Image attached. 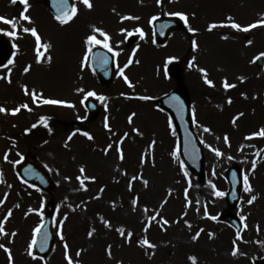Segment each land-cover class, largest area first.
Segmentation results:
<instances>
[{
	"label": "rangeland",
	"instance_id": "obj_1",
	"mask_svg": "<svg viewBox=\"0 0 264 264\" xmlns=\"http://www.w3.org/2000/svg\"><path fill=\"white\" fill-rule=\"evenodd\" d=\"M72 2L78 7V14L69 23L61 25L42 6L41 0H28L29 11L25 14L31 15L32 20H23L19 34L16 30L17 36L10 38L17 46L12 51L14 63L0 67V76L11 79L9 85L8 79H0V95L7 88L9 93L24 92L23 88L27 86L30 91L34 89L42 94L43 98H58L75 104L67 108L33 104L29 106L31 111L20 110L18 116H9V112L0 113L2 132L9 131L8 138L0 141V166L4 181L1 186L3 193L8 194L0 208V219L8 209L13 212L5 224L9 235L0 236V243L11 249L14 264H67L65 242L69 246L68 254L79 264H192L190 256L196 257V264H253L255 260L263 259L264 246L260 244L264 237V138L245 137L264 127V65L257 69L254 61L257 55L264 53V26L243 32L231 27H217L209 31L208 25L229 24L228 17L242 26L252 24L264 18V0H162L160 5L156 0H92L94 6L91 10L79 0ZM14 6L12 0H0V12L4 14L8 10L15 11ZM172 12L187 14L188 26L197 31L189 32L183 22V30L173 31L165 45L159 46L153 41L151 18L171 16L169 13ZM122 15L140 19L122 21ZM91 25L107 32L113 49L110 52L119 53L113 80L108 87L97 82L89 66V58L83 67L81 65L88 47L84 43L85 38L92 34ZM28 26L37 29L42 43L51 45L40 63L36 61L35 37L23 32V28ZM136 28L145 33L143 39L135 33ZM121 29L126 31L121 32ZM0 30V34H4L1 24ZM129 31L133 32L132 36H127ZM96 35L103 40L99 33ZM128 37H134L131 46H127ZM249 39L252 40L250 45L247 44ZM193 40L197 42L195 49L192 47ZM96 46L107 49L102 44L92 48ZM130 57L133 63L124 68V74L132 87L117 75L119 68H123ZM170 57L175 59L167 63V69L171 65L177 67L182 73L178 81L168 73L165 76V65ZM189 61H192L193 67H189ZM29 65L30 70L25 73L24 68ZM8 68L12 69L10 76ZM200 68L206 70L214 87L204 83ZM240 77L244 79L240 80ZM225 79L236 86L225 90ZM21 84L23 87L19 89ZM175 88L186 91L191 116L195 111L197 123H193V128L202 144L203 178L183 163L188 172L187 177L184 175L173 124L171 122L169 126L170 117L157 106L158 98ZM77 89L84 92H77ZM87 91L107 97L103 101L97 97L87 98L99 104V112L94 119L89 118L83 109L84 93ZM242 94L258 102L250 101L246 109L237 102L235 104V97H242ZM140 96L149 99L142 100ZM229 98L232 104L228 103ZM14 103L4 105L0 101V106L11 110ZM49 113H54V121L61 125V133L54 132L37 140L33 136L26 140L21 137L24 127ZM133 113L132 123H129L128 117ZM239 113L243 115L233 124V118ZM105 117L111 132L104 128ZM72 121L82 123V133L86 131L94 139L89 140L81 133L68 140L70 131L67 124ZM259 122L261 127H258ZM205 127L210 131L205 132ZM221 127H228L227 132H221ZM17 128L18 139L12 138ZM124 133L128 136L120 145L124 153V159L120 160L116 144ZM225 135L229 138L227 144L224 142ZM108 144L113 147L105 154L103 149ZM208 145L219 149L223 155L216 156ZM6 152L11 163L4 160ZM173 152L177 153L176 157H173ZM142 157L146 161L144 164L140 162ZM22 159L35 163L47 173L54 188L42 191L18 179L17 202L16 172ZM253 160L256 161L254 170ZM233 163L242 168V180L245 174L249 176L253 189L250 193L245 192L243 185L241 200L235 209L239 219L241 215L246 217L245 221H241L242 239L237 241L239 253L235 256L231 252L236 235L220 220L225 208L224 196H214L209 184L211 182L216 190L225 193L224 174ZM81 166L86 170L84 177H95L94 180L84 179V188L77 180V176H81ZM134 175L148 180V186L145 187L142 180L137 179L132 182L133 187L129 191L128 182ZM186 188L188 199L192 202L187 209ZM251 196L257 199L249 205L247 200ZM136 197H139L138 205L133 211L131 201ZM47 203L54 206L52 249L44 259H32L27 255V245L32 239V230L42 221ZM17 204L20 207H15ZM145 206L149 209L148 213H143ZM205 206L209 216L217 217L215 221L204 216ZM29 208L40 211L25 216ZM156 212L160 213L157 221L163 217L169 224L162 228L160 223L153 221L145 233L147 217ZM101 217L110 222L111 228L105 227ZM61 220L64 221L62 228L59 224ZM185 220L191 223V229L184 223ZM245 223L247 228H244ZM120 227L126 233H133L130 243L116 231ZM93 229L95 231L89 237L88 232ZM200 229L203 232L193 241L191 237ZM13 231L17 233L15 237L11 236ZM58 232H62L64 240L60 239ZM209 233L214 235L210 238ZM145 236L156 248L138 243ZM109 245L111 256L108 255ZM78 250H82L79 257L76 256ZM0 264H8L3 249H0Z\"/></svg>",
	"mask_w": 264,
	"mask_h": 264
},
{
	"label": "snow or ice",
	"instance_id": "obj_2",
	"mask_svg": "<svg viewBox=\"0 0 264 264\" xmlns=\"http://www.w3.org/2000/svg\"><path fill=\"white\" fill-rule=\"evenodd\" d=\"M17 0H12V3H16ZM79 2L84 6L86 7L87 9L91 10L93 8V3H92V0H79ZM20 3L24 4V11L20 13V17L19 19L21 20H24V21H28V22H31V18L26 15L25 13L27 12L28 10V0H20ZM54 3L57 7V15L55 16V19L56 21L59 22V24L61 25H65L67 23H69L74 17L77 16L78 14V7L75 3L69 5L68 4V0H54ZM156 3L157 5H160L162 3V0H156ZM169 15L171 16H176V17H179L180 20H182L186 26H188V16L187 14L183 13V12H172V13H169ZM120 19L123 21V20H138L140 19L139 17L137 16H130V15H122L120 17ZM152 20H155L156 17L153 16L151 18ZM228 21H230L229 24H220V25H217L216 23H212V24H209L208 25V30L211 31L212 29H215L217 27H231L232 29H235V30H238V31H243V32H248L250 29L252 28H256L258 26H264V18H261L259 20H257L256 22L252 23V24H249L247 26H242L241 24L239 23H236L235 21L232 20V17H228L227 18ZM0 21H3L4 23L8 24L11 26L12 29H16L17 28V21H16V18H13V19H7L5 17H2L0 16ZM91 28V33L90 35H88L86 38H85V41L84 43L88 46L87 47V51L85 52L84 54V58L83 60L81 61V65L82 67L87 63L88 61V53L91 52L92 50V46L94 45H100L102 44L103 47L107 48L109 51H112L113 49L111 48V46L109 45V40H110V36L107 32H105L102 28H99L97 27L96 25H91L90 26ZM187 30L189 32H196L197 29L191 27V26H188L187 27ZM2 31V30H0ZM126 30L125 29H121V32H125ZM135 33H138L140 35V37L143 39L144 36H145V33L143 32V30L141 28H136L135 30ZM23 32L24 33H30L33 37H35V42H36V61L37 63H40L41 62V58L44 56V52H46L50 47L51 45L50 44H45V43H42L41 42V37L40 35L38 34V31L35 27H32V28H28V27H24L23 28ZM97 33H99L100 36L103 37V40L101 39H98L97 38ZM8 36H11V37H16L17 36V32L16 31H8L6 33ZM133 35V32H127V36H132ZM127 38V37H126ZM225 39H227V37H224ZM247 44H252V40H247ZM13 47H17L16 45H13ZM192 47L193 49H195L197 47V42L195 40L192 41ZM41 49H44V51L42 52ZM135 53V49L133 50V54ZM115 55H119V53H115ZM261 57H264V53H260V55L258 57H255L254 58V61L255 60H258L260 59ZM47 59L50 61L51 60V57H47ZM175 59V57H170L168 58V61L166 62V65H165V76H167V63H171V61ZM194 59V58H193ZM253 61V62H254ZM106 62V61H104ZM137 63H139V61H136ZM9 65L13 64L14 61L12 59H9L8 62H7ZM133 63V60L132 58L130 57L128 62L124 65L123 68H119L118 72H117V75L118 76H121L123 77V79L125 80V82L129 85V87H132V83L131 81L129 80V78L124 74V68H127L130 64ZM4 67H7V65H4ZM30 67L31 65L27 66L24 68V72L27 73L29 70H30ZM189 67H193V63L192 61H189ZM12 69L11 68H8V72L11 73ZM199 71L203 74V78H204V83L209 85V86H213L214 87V84H213V81L208 79V76H207V72L204 68H200ZM0 79H8V82L11 83V79L8 78V77H3V76H0ZM240 80H243L244 78L243 77H240L239 78ZM236 85L234 84H230L227 82V79L224 80L223 82V87L225 90L227 89H230V88H234ZM24 90V93L25 95H30L31 98H32V102L34 104H48V105H62V106H67V107H74V105H72L70 102H67V101H64V100H60V99H51V98H43L42 97V94L40 93H37L34 89L33 90H29L27 88V86H24L23 88ZM77 92H84L83 89H77L76 90ZM243 95V94H242ZM88 97H97L99 100L103 101L106 99V97L104 96H97V93L95 91H87L86 93H84V99H87ZM140 99L142 100H147L149 99V97L147 96H140L139 97ZM174 100H179L178 97H173ZM81 103H83V100L81 101ZM228 103L231 104L232 103V100L231 98L228 99ZM21 108L23 109H27L28 111H31L32 109L29 107V105L27 103H24L14 109H6L2 106H0V113H8L10 112L12 115H16L17 113L20 112ZM135 115V113H133L132 115H130L128 117V121L129 123H132V119H133V116ZM243 113H239L237 117H234L233 118V124L236 123V120L239 118V116H242ZM47 119L46 117H40V121L39 123L43 124L45 128H48V131L49 133H51L52 129L50 127H48V123H47ZM192 122L195 124L197 123L196 119H195V111L193 110V114H192ZM169 126L171 127V121H169ZM37 125L36 124H32L31 128H36ZM104 128L107 129L109 132H111V128H110V125L108 123V118L105 117V121H104ZM25 131H30V129H26ZM133 131H136L137 133L139 132L138 129H133ZM204 131L205 132H208L210 131V129L208 128H204ZM85 137H87L89 140H92L94 139V137L89 134L88 132H83L82 133ZM72 135H75V133H73ZM72 135H70L68 137V140H71L72 139ZM128 136V133H124V136L120 138L119 142L116 144V152L119 154V159L120 160H123L124 159V153H123V150L122 148L120 147V145L123 143V140L125 137ZM253 137H262L264 138V127H261L259 129V131L257 132H253L251 133L249 136H246L245 139H252ZM219 139V138H218ZM228 136L225 135L224 136V142L227 144L228 143ZM153 144L155 143V141L152 142ZM113 147L112 144H108L107 147L105 149H103L104 153L107 154L109 149H111ZM208 147L211 149V151H213L216 156H222L223 153L219 150V149H216V148H211V145H208ZM173 157H176L177 153L176 152H173L172 153ZM229 159H232L231 156L228 157ZM4 160L5 161H8L11 163V161H9V158H8V153L6 152L4 154ZM141 164H144L146 161H145V158L142 157L141 158ZM154 163V161H153ZM180 167H181V170L184 172V175L187 177L188 176V172L187 170L185 169L184 167V164L183 162L181 161V164H180ZM256 168V161L253 160L252 161V169L254 170ZM85 168L83 166L80 167L79 169V172L81 173V176H77V180L80 181V184H81V188H84L85 185H84V179H91V180H94L95 177H84V173H85ZM125 175H127V173L125 172L124 173ZM215 174V173H213ZM235 175V174H234ZM66 180L70 179V177H65ZM137 179H141L144 186L147 187L148 184H149V181L146 180V179H143L142 176H137V175H134L131 177V179L129 180L128 182V189L129 191L132 190V187H133V181L137 180ZM3 173L0 172V183H3ZM190 183V182H189ZM210 186L213 188V195L214 196H217V197H222L225 195L224 192L222 191H219V190H216L215 189V185L214 184H211V182H209ZM243 185H244V191L245 192H252V186L249 182V176L247 174H245L243 176ZM9 187H11V185H9ZM103 191V189H101V192ZM169 194H171V190H169ZM7 193L4 194V198L3 199H0V205H3L5 203V200L7 199ZM257 199L256 196H251L250 199L247 200V203L249 205H251L255 200ZM138 200H139V197H136V198H133L132 201H131V205H132V210L135 211L136 208H137V205H138ZM185 200H186V204H185V208L187 209L188 207L191 206L192 202L191 200L188 199V189L186 188L185 189ZM167 201H165L166 203ZM197 204H199L200 202L197 200L196 201ZM163 205H161L162 207ZM15 207H20L19 204L15 205ZM43 207V203L41 204V208ZM113 207H115V205L113 204ZM40 211L39 209H32V208H29L28 209V212L25 213V216H27L30 212H38ZM200 209L197 208V212H199ZM149 212V209L145 206L143 208V213H148ZM13 215V212H12V209H8L7 211V214L3 216L2 219H0V236H8L9 233L5 230V224L6 222L9 220V218ZM42 215V213H41ZM184 215L186 216L187 215V211L184 212ZM160 216V213L159 212H156L154 215H149L147 217V223L145 224V227H144V232L146 233L148 231V228L151 226L152 222L153 221H157V217ZM204 216L205 217H208L209 219L215 221L217 219L216 216H209V213L207 211V207L205 206L204 208ZM65 219H67V216L65 215ZM101 220L103 221L105 227L107 228H111V224L108 220H105L103 217H101ZM240 220L241 221H245L246 220V217H244L243 215L240 216ZM158 223H160V226L163 228L164 225H168L169 224V221L163 217H160V220L157 221ZM178 222V221H177ZM64 221L61 220L59 221V224L62 228V225H63ZM184 223L188 226V228L191 229L192 225L191 223L188 221V220H185ZM42 227H43V221H41V224L37 225L33 230H32V239L31 241L28 243L27 245V249H26V252H27V255L29 257H31L32 259H37V257L33 254V248L37 245V236L39 233H41V230H42ZM244 228H247V224L245 223L244 224ZM259 230V229H258ZM95 231V229H93L92 231H89L88 232V236L91 237L93 235V232ZM116 231L119 233L120 236L122 237H126V239L128 240V242L130 243L131 242V238L133 236V233L132 232H125V229L123 227H120V228H117ZM201 232H203V229H200L199 231H197L191 238L193 241L197 240L198 237L200 236ZM17 235V233L15 231H13L11 233V236L12 237H15ZM57 235H59L60 239L61 240H64V236L62 234V232H58ZM214 234L213 233H209V237L211 238ZM48 236L49 234L45 231L43 233V238L40 242V251H44L45 250V247L47 245V242H48ZM242 239V236H241V233L240 231H237L236 233V239L233 240V249H232V252L231 254L233 256L237 255L239 253V249L238 247L236 246L237 244V241L238 240H241ZM141 246H146L147 248H156V245L155 244H152L148 239L147 237L145 236V238L143 240H140L138 242ZM68 244L65 242L64 243V249H65V253H64V258L65 260L67 261V264H79L78 261L74 262L72 257L68 254ZM0 249H3V251L7 254V257H8V264H14V257L12 255V251L10 248H8L5 244L3 243H0ZM81 251L82 250H78L76 252V256L79 257L81 255ZM111 245L108 246V255L111 256ZM40 259H43V257H40ZM189 260L192 261V264H196V257L194 256H190L189 257Z\"/></svg>",
	"mask_w": 264,
	"mask_h": 264
},
{
	"label": "water",
	"instance_id": "obj_3",
	"mask_svg": "<svg viewBox=\"0 0 264 264\" xmlns=\"http://www.w3.org/2000/svg\"><path fill=\"white\" fill-rule=\"evenodd\" d=\"M43 2L54 13L55 16L58 14L54 0H43ZM68 4L71 5L70 0H68ZM181 27L182 23L177 18H156L152 23L154 39L156 42L164 44L168 34L172 30L180 29ZM132 43L133 39H129L128 44L130 45ZM9 54V44L4 37L0 36V64L5 61ZM262 64V57L256 60L257 68L261 67ZM90 65L94 69L100 83L103 85H109L112 80L113 72L112 56L103 49L95 48L90 55ZM169 72L177 79L179 78L180 72L175 66H171L169 68ZM173 97H178L179 100H174ZM157 103L163 110L169 112L174 121L178 134L180 157L191 167L194 172H196L202 178L203 156L201 152V145L192 130V121L188 112L186 93L182 90L176 89L165 97L160 98ZM86 109L92 117H96L98 106L94 101H87ZM71 128L77 129L79 128V125L72 123ZM19 173L23 180L36 183L43 189L53 186V184L49 182L48 176L31 163L24 164L19 169ZM225 180L228 185V189L225 194L226 209L223 211L220 218L233 227L237 233V231H240V221L233 211L239 203L242 190L241 169L237 164L231 165L226 170ZM51 213L52 206L48 205L46 207L41 233H39L37 236V245L33 248V253L37 257H44L50 251L53 243ZM45 231L49 234L48 242L45 250L40 251V242ZM255 264H264V260L256 262Z\"/></svg>",
	"mask_w": 264,
	"mask_h": 264
},
{
	"label": "flooded vegetation",
	"instance_id": "obj_4",
	"mask_svg": "<svg viewBox=\"0 0 264 264\" xmlns=\"http://www.w3.org/2000/svg\"><path fill=\"white\" fill-rule=\"evenodd\" d=\"M15 7H16L15 11L14 10H8V13L6 12L5 14L0 12V16L5 17L7 19L16 18L17 25L19 27L21 25V22H22V20L19 19L20 13L22 12V8H21V5H20L18 0L15 3ZM0 24L2 25V27L5 26V29H8L9 27H11L10 25L4 23L3 21H0ZM7 84L9 85L10 83H7ZM7 90H8V88L4 89V93H2V95H0V101L4 105H8V103H11L12 101H14L16 103V104L14 103L15 105L13 106V109L24 104V103H27L29 106L33 105L31 97L22 94V92H20V91H17L16 93H9ZM1 106H3V105H1ZM14 116H18V113ZM1 123L2 122H0V125L3 124V123L2 124ZM17 127H18V124H17ZM1 129H2V127H1ZM2 133H4V134H2L3 135L2 138H8L9 131L5 130ZM12 138L18 139V128H17V132L13 134ZM0 141H1V138H0ZM3 198H4V193L2 190V186L0 184V199H3ZM16 198H17L16 201L18 202V188H17Z\"/></svg>",
	"mask_w": 264,
	"mask_h": 264
},
{
	"label": "trees",
	"instance_id": "obj_5",
	"mask_svg": "<svg viewBox=\"0 0 264 264\" xmlns=\"http://www.w3.org/2000/svg\"><path fill=\"white\" fill-rule=\"evenodd\" d=\"M236 99H234L235 100V104H236V102H237V104H239V105H241V107H243V108H245L246 109V107H247V105L250 103V101L251 102H255V103H257L258 102V100H256V101H252V99L250 98V99H247V94H246V96H239V97H235ZM249 107V106H248ZM248 112V110H246V113ZM255 120H258V118L256 117V119ZM253 122V121H252ZM228 129V127L227 128H225V127H221V129H219V130H221L222 132H227L226 130ZM260 245H263L264 246V237H263V239H261V244Z\"/></svg>",
	"mask_w": 264,
	"mask_h": 264
}]
</instances>
